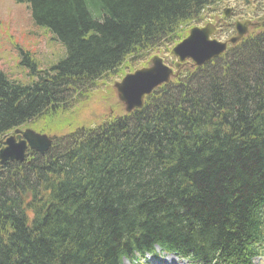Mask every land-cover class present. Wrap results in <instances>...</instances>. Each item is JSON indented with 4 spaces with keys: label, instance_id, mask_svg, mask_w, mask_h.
<instances>
[{
    "label": "trees",
    "instance_id": "16d2710c",
    "mask_svg": "<svg viewBox=\"0 0 264 264\" xmlns=\"http://www.w3.org/2000/svg\"><path fill=\"white\" fill-rule=\"evenodd\" d=\"M29 1L67 56L29 85L0 75V137L126 58L180 40L219 0ZM85 133L0 165V264H120L166 234L243 261L263 239L264 33Z\"/></svg>",
    "mask_w": 264,
    "mask_h": 264
},
{
    "label": "rangeland",
    "instance_id": "374dc122",
    "mask_svg": "<svg viewBox=\"0 0 264 264\" xmlns=\"http://www.w3.org/2000/svg\"><path fill=\"white\" fill-rule=\"evenodd\" d=\"M20 14L21 9L15 6L12 2H10L9 0H0V20L7 18L11 19V21H17V19L21 16ZM30 22L31 24H25L22 19H19L16 22V26L19 29V38L24 41L25 45L27 46L29 51H31L37 61L45 62L46 65L54 64L63 56L60 45L51 43V45H49L48 47L43 46L42 44L35 46L34 41L37 44L39 39L37 38V35H35V27L31 19ZM24 27L27 30H29L31 27L32 29L26 32L23 30ZM40 40L44 43L43 38H41ZM6 48V45L0 42V58H2V54L10 55ZM48 49H51V53H48L46 51H42L40 53L41 50ZM8 68L9 67H7V69ZM93 91L94 93L87 102L80 104V106L75 107L72 111L70 109L62 114V123L64 124L63 127H59L57 129V126H53L52 130H54L57 134L64 135L69 132L75 131L80 126H95V123L100 124L108 117L110 118L113 115L124 113V107L117 98L114 82L109 81L108 83H101L100 87H97L96 85L91 92ZM48 120L50 121L51 118H48Z\"/></svg>",
    "mask_w": 264,
    "mask_h": 264
},
{
    "label": "water",
    "instance_id": "95a60500",
    "mask_svg": "<svg viewBox=\"0 0 264 264\" xmlns=\"http://www.w3.org/2000/svg\"><path fill=\"white\" fill-rule=\"evenodd\" d=\"M241 24L244 29L248 26V23H238V25ZM214 30L215 27L211 24L203 30L195 29L192 37L188 38L183 45L177 47L174 53L179 54L181 59L186 56H192L198 64H202L205 60L221 54L225 49V44L209 41V34ZM154 63L155 65L151 69L137 70L134 74L127 75L121 83H116L119 97L126 104L128 111L134 107L142 106L144 96L150 93L157 85L168 81L172 74V70L164 67L160 60L155 59ZM30 141L31 147L38 149L40 152L47 150L50 145V142L45 138L36 142V139L31 137ZM13 145L15 146L14 143ZM19 146L18 150L25 147L24 145ZM8 154H10V151L7 148L4 151V157H8Z\"/></svg>",
    "mask_w": 264,
    "mask_h": 264
}]
</instances>
